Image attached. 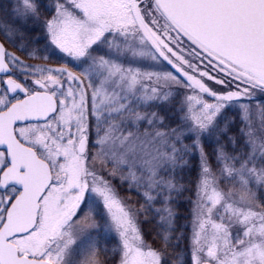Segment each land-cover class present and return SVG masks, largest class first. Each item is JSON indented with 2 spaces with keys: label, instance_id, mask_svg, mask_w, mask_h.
I'll list each match as a JSON object with an SVG mask.
<instances>
[{
  "label": "snow or ice",
  "instance_id": "snow-or-ice-1",
  "mask_svg": "<svg viewBox=\"0 0 264 264\" xmlns=\"http://www.w3.org/2000/svg\"><path fill=\"white\" fill-rule=\"evenodd\" d=\"M0 264H264V0H0Z\"/></svg>",
  "mask_w": 264,
  "mask_h": 264
}]
</instances>
